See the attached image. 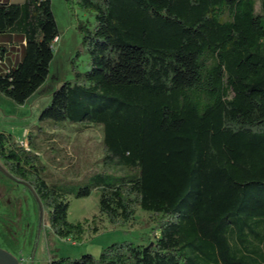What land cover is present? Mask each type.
Instances as JSON below:
<instances>
[{"label":"trees","instance_id":"obj_1","mask_svg":"<svg viewBox=\"0 0 264 264\" xmlns=\"http://www.w3.org/2000/svg\"><path fill=\"white\" fill-rule=\"evenodd\" d=\"M78 2L95 19L79 26L89 69L72 65L39 120L101 125L98 171L76 187L49 183L30 147L4 133L0 162L31 185L59 238L83 236L67 197L93 190L110 225L139 207L156 227L152 240L50 264H264V0ZM13 35L25 43L0 93L23 104L49 74L51 0H0V59Z\"/></svg>","mask_w":264,"mask_h":264},{"label":"rangeland","instance_id":"obj_2","mask_svg":"<svg viewBox=\"0 0 264 264\" xmlns=\"http://www.w3.org/2000/svg\"><path fill=\"white\" fill-rule=\"evenodd\" d=\"M78 1L51 0L59 36L53 44V58L44 84L23 104L0 93V133L9 134L15 144L30 147L43 166L47 182L68 187L84 185L98 171V162L103 156L101 125L39 120L53 92L65 81L73 80L72 65L79 72L89 69V55L79 26L93 28L95 19L94 13L81 8ZM15 53H19V48L12 52V59ZM67 199L68 220L87 221L81 238L56 236L49 228L47 214L43 212L41 217L32 191L0 170V248L20 259L22 264H50L59 257L78 258L85 253L98 256L114 242L142 243L153 239L156 223L149 212L139 207L130 222L113 226L99 215L97 190L87 197L69 195ZM93 217L98 228L96 233L91 230Z\"/></svg>","mask_w":264,"mask_h":264},{"label":"crops","instance_id":"obj_3","mask_svg":"<svg viewBox=\"0 0 264 264\" xmlns=\"http://www.w3.org/2000/svg\"><path fill=\"white\" fill-rule=\"evenodd\" d=\"M13 2L12 0H9ZM11 41H3V40H10ZM2 44H6L8 47V51L4 53L3 58L0 59V71L7 70L8 68L14 66L16 62L19 60L21 56V52L24 46V41L22 40V37L19 35H13V36H7L3 38ZM19 48V53H15L14 59L11 58V54L14 50Z\"/></svg>","mask_w":264,"mask_h":264},{"label":"water","instance_id":"obj_4","mask_svg":"<svg viewBox=\"0 0 264 264\" xmlns=\"http://www.w3.org/2000/svg\"><path fill=\"white\" fill-rule=\"evenodd\" d=\"M0 170L5 174L7 175L9 178H11L12 180H15V178L7 171L3 168V166L0 164ZM17 183H22L24 185H26L31 191L32 193L34 194L35 198H36V201L39 205V208H40V214H41V217H42V213L44 212L43 210V207H42V204H41V201L40 199L38 198L37 194L35 193V191L32 189V187L26 183V182H23V181H17ZM0 264H22L21 263V260L16 258L15 256H13L11 253H9L8 251L0 248Z\"/></svg>","mask_w":264,"mask_h":264},{"label":"flooded vegetation","instance_id":"obj_5","mask_svg":"<svg viewBox=\"0 0 264 264\" xmlns=\"http://www.w3.org/2000/svg\"><path fill=\"white\" fill-rule=\"evenodd\" d=\"M13 176V175H12ZM14 178H15V180H13L14 182H17V181H23V182H26V181H24V180H22V179H19V178H16L15 176H13ZM27 183V182H26ZM20 184H22V183H20ZM29 184V183H28ZM22 185H24V184H22ZM30 185V184H29ZM26 186V185H25ZM31 186V185H30ZM33 189V188H32Z\"/></svg>","mask_w":264,"mask_h":264},{"label":"built area","instance_id":"obj_6","mask_svg":"<svg viewBox=\"0 0 264 264\" xmlns=\"http://www.w3.org/2000/svg\"><path fill=\"white\" fill-rule=\"evenodd\" d=\"M58 40V38H56L55 40H54V42H56ZM54 42H53V44H54Z\"/></svg>","mask_w":264,"mask_h":264}]
</instances>
